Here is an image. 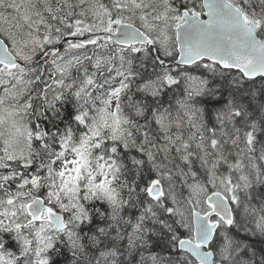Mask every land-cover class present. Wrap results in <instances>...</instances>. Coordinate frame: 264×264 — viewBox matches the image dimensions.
Segmentation results:
<instances>
[{"label":"snow or ice","instance_id":"snow-or-ice-1","mask_svg":"<svg viewBox=\"0 0 264 264\" xmlns=\"http://www.w3.org/2000/svg\"><path fill=\"white\" fill-rule=\"evenodd\" d=\"M0 264H264V0H0Z\"/></svg>","mask_w":264,"mask_h":264}]
</instances>
